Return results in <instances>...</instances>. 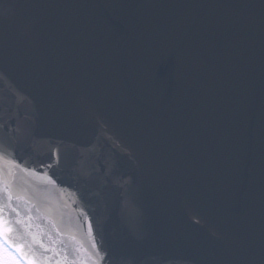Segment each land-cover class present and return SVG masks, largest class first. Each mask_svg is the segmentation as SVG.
Returning a JSON list of instances; mask_svg holds the SVG:
<instances>
[{"label":"water","instance_id":"95a60500","mask_svg":"<svg viewBox=\"0 0 264 264\" xmlns=\"http://www.w3.org/2000/svg\"><path fill=\"white\" fill-rule=\"evenodd\" d=\"M12 2L0 219L26 257L264 264V0Z\"/></svg>","mask_w":264,"mask_h":264},{"label":"flooded vegetation","instance_id":"af4514ba","mask_svg":"<svg viewBox=\"0 0 264 264\" xmlns=\"http://www.w3.org/2000/svg\"><path fill=\"white\" fill-rule=\"evenodd\" d=\"M0 234L5 239H8L7 241L9 242H6V243L2 242V243L3 245H8L6 246L7 247L6 249L10 253H13V255L15 256V258L13 259L7 258V264H37L33 259L24 256L23 247L21 245H18L12 241L11 235H10L11 232L4 222H2V226H0ZM10 246H13V247H10Z\"/></svg>","mask_w":264,"mask_h":264},{"label":"rangeland","instance_id":"374dc122","mask_svg":"<svg viewBox=\"0 0 264 264\" xmlns=\"http://www.w3.org/2000/svg\"><path fill=\"white\" fill-rule=\"evenodd\" d=\"M0 226H2V222L0 220ZM4 239V240H3ZM8 239H5L1 234H0V264H7V258H15L13 253H10L6 248L8 245H3L2 242L6 243L9 242L7 241ZM13 247V246H10Z\"/></svg>","mask_w":264,"mask_h":264},{"label":"snow or ice","instance_id":"6c2138e0","mask_svg":"<svg viewBox=\"0 0 264 264\" xmlns=\"http://www.w3.org/2000/svg\"><path fill=\"white\" fill-rule=\"evenodd\" d=\"M13 6L12 0H0V8H11Z\"/></svg>","mask_w":264,"mask_h":264}]
</instances>
